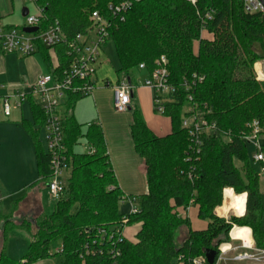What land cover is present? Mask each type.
<instances>
[{"label":"trees","instance_id":"obj_1","mask_svg":"<svg viewBox=\"0 0 264 264\" xmlns=\"http://www.w3.org/2000/svg\"><path fill=\"white\" fill-rule=\"evenodd\" d=\"M111 0H35L44 10V26L58 21L68 39L84 33L92 25V13L106 16ZM244 0H199L192 6L185 0H144L126 13L124 21L112 19L108 41L115 44L121 76H130L140 64L152 72L160 56L168 58L170 82L177 87L174 101L165 105L172 131L159 137L148 128L143 115L132 111L130 126L137 154L145 160L148 191L140 196V213L130 220L142 221L143 230L137 243L124 239L110 245L98 242L97 230L115 227L125 215L119 212L124 195L107 155L102 130L91 127L86 133L74 118L64 123L65 145L72 160V172L66 187L50 214L37 218L36 231L25 221L5 220L0 250V264H33L51 258L57 264H195L208 251L230 243L234 226L248 227L256 239V249L264 251V193L259 171L253 167L248 145L241 135L254 120L264 125V83L256 80L254 63L264 57V20L260 15L243 11ZM208 12L212 18L206 19ZM206 30L211 38H204ZM59 60L55 72L70 63L67 46L58 45ZM49 51L48 49H44ZM55 69V68H54ZM203 78L191 91L184 80ZM188 94L201 108L207 105L208 120L218 127L216 133L203 134L204 146L198 156L190 151L187 129L182 127ZM79 97H71L73 105ZM33 104V103H32ZM35 122L42 127L44 118L33 104ZM37 161L40 179L46 185L49 158L39 140L40 133L25 121ZM85 139L90 151L74 149ZM264 150V131L262 134ZM236 162L241 165L237 167ZM231 188L236 195L245 194L243 217L230 222L219 218L214 210L223 203V193ZM22 199L15 200L11 216L20 214ZM189 202L198 208V217L207 229L194 230L188 217L177 213ZM221 216H229L220 207ZM0 219L8 218L1 214ZM188 229L187 239L177 246L178 228ZM23 230L29 236L28 253L21 260L6 254L10 230ZM61 246L55 250L56 244ZM53 249L55 251H53ZM117 250L114 256L112 250ZM183 257V261L175 260Z\"/></svg>","mask_w":264,"mask_h":264},{"label":"built area","instance_id":"obj_2","mask_svg":"<svg viewBox=\"0 0 264 264\" xmlns=\"http://www.w3.org/2000/svg\"><path fill=\"white\" fill-rule=\"evenodd\" d=\"M144 0H111L107 8L106 16L98 11L92 13V25L84 33H79L72 39H68L62 31L58 21L44 26L47 22L44 10L37 6L38 13L31 15L30 11L24 17L26 23L22 27L6 26L0 20V54H14L20 57L34 55L40 48L55 49L58 45L67 46V56L70 63L66 69L59 72L53 71L51 74H45L29 86L28 91H18L10 95L0 96L3 112L6 117H10L12 108H20L25 100L32 98L34 103L40 108L44 118L43 147L49 158V179L47 181V190L52 197H58L64 192L66 181L70 178L72 172V160L68 155V147L65 145L64 123L66 117L63 106L68 104L71 97L82 98L92 96L95 88L96 64L99 61L102 49L107 45L112 19L122 22L126 18V13L131 10L136 3ZM192 6H196L199 0H185ZM243 11L248 15H260L264 20V0H244ZM213 13L208 12L206 19H211ZM24 28H37L36 32L27 33ZM206 30L202 31L205 33ZM257 65L259 67H257ZM58 67V65L56 66ZM55 67L54 70L57 68ZM140 69H145L144 64L139 65ZM255 78L264 83V57L255 65ZM203 78L195 76L191 81L184 80L183 85L186 91H191L196 83L202 82ZM144 86L152 91V100L157 114L164 115L165 105L174 101L177 94V87L170 82V71L168 70V58L160 56L155 61V66L150 73L149 78L143 83ZM113 87V107L117 113L125 114L130 112L133 104L134 86L128 77L122 78ZM16 99L12 105L11 99ZM188 105L184 108L186 114L182 127L187 129L188 138L191 141L190 151L192 155L198 156L204 146L203 134L216 133L218 127L214 121H209L208 116L211 112L205 104L201 108L198 103H194L191 95L188 94ZM97 125H99L97 123ZM96 125V126H97ZM248 131L241 135L242 140L253 149V161L261 166V174L264 176V150L262 134L264 125L254 120L248 124ZM93 126L89 124V127ZM93 152V150H89ZM233 190V189H232ZM234 191V190H233ZM235 193V192H234ZM124 203L130 204L129 214L125 215L122 223L115 227H101L97 231L98 242H109L115 245L126 239L124 229L128 225L131 216L140 213V205L135 198L123 197ZM236 227V226H235ZM252 233V232H251ZM241 242V241H240ZM242 245L236 249L246 250L245 253L237 255L234 258H227V254L232 250V244H222L219 247V258L217 264L235 261L238 264H250L251 259L258 260L255 255L247 253L249 250L256 254H264L263 250L254 247H244ZM228 247L229 250H225ZM112 254L117 255V250H112ZM183 261V257L179 258ZM205 258L195 259V264H206Z\"/></svg>","mask_w":264,"mask_h":264},{"label":"crops","instance_id":"obj_3","mask_svg":"<svg viewBox=\"0 0 264 264\" xmlns=\"http://www.w3.org/2000/svg\"><path fill=\"white\" fill-rule=\"evenodd\" d=\"M14 1L15 0H0V20L7 27L12 26L11 23L7 22V18L18 19L16 15L17 11H16V6L14 5ZM23 10H22V16L24 18L25 16L23 15ZM5 22L8 24H6ZM202 36H205V34L203 33ZM9 55L11 56L9 58L10 60L13 59L20 64L22 63V65L23 63H25L24 64L25 70L21 72V75L18 78V80H16L15 77L11 76V73L7 75L8 69L6 66L9 59L5 58L7 55L0 54V96H6V95H10V93H15L24 90L29 92L30 91L29 86L31 84L35 83L40 76L45 74H51L54 71V68L59 64V60L57 56V48L51 49L49 51L40 48L34 55L28 57H20L14 54H9ZM37 55H39L40 57L39 61L36 60ZM100 63L101 62L99 60L96 64V76H95L96 90L92 95V102H94V107H95V114H94L95 117L93 121L98 123L99 125L97 126L93 125L91 127H99V129L102 130L103 132L105 145H107V155L109 156L112 169L117 178L118 186L121 188L124 197L135 198L137 200L140 196H142V194H145L148 191V186H147V179L145 172V160L144 158L140 157L137 154L135 143H133V139H132V134L130 129V126L133 123L132 111L133 110L139 111V113L143 115V118L148 128L151 129L152 132L159 137H164L169 135V133H171L172 131L171 121L169 117L167 118L165 115L157 114L155 112L154 102L152 100V96H153L152 91L143 85L145 81L141 79L140 72L142 71L147 72V79H148L150 76L149 71H147L146 69H140L138 67V69L134 71V73L130 76H126V75L121 76L117 74L118 76L117 81L116 83H113L112 81H108V79H99L97 73V67L98 65H100ZM124 77H128L131 83L134 86H136V89L134 90V94H133L132 111L125 112V114H120L115 112L113 107L112 86L116 85ZM82 98L77 99L74 103H76L78 100ZM15 101L16 100L14 98L11 99L12 105L15 103ZM32 103L35 104L34 100L30 98L28 100V104L30 105V111H31L29 116L24 117V115L21 113L20 116L16 115L12 117V112H11L10 117H6L4 115L3 107L1 105V100H0V109L2 111V115L6 120H10L9 123L6 122L3 123V121L0 120V123L2 122L3 124H7L10 129H13L15 131L16 138L18 139V142H20L19 143L20 148L23 150L21 156L24 157V160L27 159L30 160L31 158L33 163L35 164V176L37 177V179L33 182H30L27 186L23 187L25 190L24 193H26L25 196H21L16 199V200L22 199L21 203L19 204L20 205L19 211L23 209V206H25L24 203L29 199L31 200V202H29L28 204L33 202V204L35 205L34 213L42 214L45 211L44 204L42 202L43 191L45 190L49 193V190H47V184L42 186L41 185L38 186L35 184L40 179V176L38 175L37 161L35 156V147H33L32 139L29 133H27V131L25 130L23 125L24 122L27 121L31 123L34 129L39 131L40 133L39 140L41 141V145L43 147L42 139L44 132L42 130V127H40L35 122ZM65 117L66 119L68 118L67 116ZM70 117L74 118V120L77 122L76 117H74V115L73 116L71 115ZM93 121H89L87 123L91 124ZM77 124L82 126L78 122ZM88 129L85 131L87 132ZM81 131L84 133L82 129ZM4 140L6 141L5 145H9L11 143L10 138H4ZM83 140L85 141V139ZM5 141H0V145H3ZM77 146L74 149L75 151ZM84 146H85V151H89L91 149L89 145L85 144V142H84ZM28 178L30 181H32L31 173H29ZM225 191H224V197L226 194ZM228 198L229 200L227 201L225 197L223 207L226 206L228 212L230 213L234 211L235 213L239 214V210L232 206L234 202H231L230 200L232 199L231 195H228ZM244 200H245L244 202H246V197ZM0 208L2 209L1 206ZM25 208H27V206ZM244 208L245 206L243 207V210ZM179 210L184 211L183 213H185L187 217L190 219L191 227H193L194 230L201 231L207 229V222L204 220H200L198 217L199 213L197 207L188 206L186 210L184 209H179ZM127 229L128 228L125 227L124 235L126 239H130L132 232L131 230H127ZM22 258L24 257H21L19 260H21ZM37 264H53V263L48 260H45Z\"/></svg>","mask_w":264,"mask_h":264},{"label":"rangeland","instance_id":"obj_4","mask_svg":"<svg viewBox=\"0 0 264 264\" xmlns=\"http://www.w3.org/2000/svg\"><path fill=\"white\" fill-rule=\"evenodd\" d=\"M14 5L16 6V11H17V18H7V22L11 23L13 27H22L26 23V19L23 18L22 16V10L24 8L29 9L31 15H36L38 13L37 6L30 2V0H15ZM21 20H20V19ZM6 23V22H5ZM8 24V23H6ZM205 36L203 37H209L211 38L210 34L204 33ZM11 56L7 55L5 58H10ZM36 60L39 61L40 57L39 55L36 56ZM100 60V65L97 67V73L99 79H108V81H112L113 83H116L117 81V71L120 69V61L119 58L117 57V52H116V47L115 44H113L112 41H108L107 45L103 48L101 51V55L99 57ZM261 60V59H260ZM258 60V61H260ZM7 61V60H6ZM24 61V60H23ZM22 61V62H23ZM256 61L254 65L258 62ZM24 64L18 63L13 59H9L7 62V69L8 73H11V76L15 77L16 80L21 75V72L25 70ZM254 67V66H253ZM6 75V76H7ZM141 79L146 81L147 79V72H140ZM12 83V82H11ZM100 85V82H99ZM98 85V86H99ZM107 97V95H106ZM16 100V99H15ZM16 102V101H15ZM71 103L65 104L62 108L65 112L64 116H73L76 117V120L79 124H81V129L86 132L89 128V121H93L94 119V114H95V107H94V102H92V96H85L82 99L78 100L76 103L73 105H70ZM116 112V111H115ZM23 114L24 117L29 116L31 111H30V105L28 104V100H25L23 103L22 108H12V117ZM0 120L3 121V123H9L10 120H6L3 115L2 111L0 109ZM12 120V119H11ZM2 122L0 123V141H5L4 138H10L11 143L9 145H5L6 141L3 145H0V218L1 214L7 216L8 218L5 219H0V250L3 245V234H2V229L4 225V221L10 220L11 223H20L25 221L27 228H29L32 232L36 231V223H37V218L41 216L39 213H34V204L31 202V200H27L23 206V209L20 211L21 213L16 215L14 213L13 217H10L11 214V208L14 203V201L21 197L25 196L26 193L24 188L27 186L30 182H33L37 179L35 176V164L33 163L32 159L30 160H24V157L22 155V149L20 148V145L18 142V139L16 138V133L13 129H10L7 124H3ZM92 125L96 126V122H92ZM84 140H82L77 148L76 151L79 153H83L85 151V146H84ZM248 153L250 154L251 158L253 159V156L255 153H253L252 147H248ZM237 167H241L240 164L236 162ZM31 167V170H30ZM253 167L259 171V176H260V182L262 185V191L264 193V176L261 174V166L258 163H253ZM31 173L32 176V181L29 180L28 175ZM24 179V180H23ZM68 180V179H67ZM19 190V191H18ZM225 197L227 201L229 200L228 195H231L232 199L231 202L235 203V199L237 197H243L245 199V194L243 195H236L232 189H228L225 191ZM231 193V194H229ZM224 193H223V203L221 206L217 207L214 212L215 214L219 217L224 219L226 222H231L233 218L237 217H243V215H239L235 213L234 211L229 213V216L223 217L220 215L218 212V209L220 207H223L224 201H225ZM58 198V197H57ZM56 197H52L47 191H43L42 195V202L44 204L45 211L44 213L50 214L54 210L55 202L57 201ZM138 202V205H140L141 201L140 198L136 200ZM245 201V200H244ZM27 206V208H25ZM189 206H194L193 202H189ZM245 206V202L243 203V207ZM187 208V207H186ZM27 209V210H25ZM131 207L130 204L124 203L123 201L120 202L119 205V212L122 215H127L129 214ZM186 210V209H184ZM239 210V209H238ZM180 211V212H179ZM244 211V210H243ZM183 210H178V214L180 217L183 219L187 217L185 213H183ZM245 212V211H244ZM243 212V214H244ZM128 229L131 230L132 235L130 239H127L129 242L132 241L133 243H137L139 239V234L143 230V222L142 221H134L132 222L131 220L129 221L128 225L126 226ZM237 227V226H236ZM235 228V226H234ZM233 230V229H232ZM231 230V232H232ZM188 229L186 227H181L177 229L176 235H175V242L177 246H181L184 242V240L187 239L188 235ZM231 232H230V243L232 244V250L230 253L227 254V258L231 259L234 257H237V255H240L245 253L246 250L243 249H236L237 247H240L242 243L240 240H234L231 237ZM8 236V241L6 244V254L8 257H10L12 260L16 261L19 260L21 257H24L28 253V243L30 241L28 233H26L23 230H10L7 232ZM251 237L253 239V244L254 247L256 248V239L254 238V235L251 233ZM226 243V244H230ZM57 247H54V249L59 250L61 246L56 244ZM53 249V251H55ZM247 253L255 255L258 260H253L251 259L249 261L250 264H264V254H256L255 251L249 250ZM202 257L198 259H202ZM45 260H48L52 262L53 264H57L56 261H54L51 258H47ZM44 260V261H45ZM179 259L177 258L175 262H178ZM41 262V261H40ZM39 262L33 263L37 264ZM222 264H238L237 262L231 260L226 263Z\"/></svg>","mask_w":264,"mask_h":264},{"label":"bare ground","instance_id":"obj_5","mask_svg":"<svg viewBox=\"0 0 264 264\" xmlns=\"http://www.w3.org/2000/svg\"><path fill=\"white\" fill-rule=\"evenodd\" d=\"M241 230H246V233L243 235V237L240 236V231ZM231 237L234 240H240L241 242H243L244 247H252L253 245V239L251 237V229L248 227H235L233 228L232 232H231ZM227 249H225L226 251L229 250L228 247H226Z\"/></svg>","mask_w":264,"mask_h":264},{"label":"water","instance_id":"obj_6","mask_svg":"<svg viewBox=\"0 0 264 264\" xmlns=\"http://www.w3.org/2000/svg\"><path fill=\"white\" fill-rule=\"evenodd\" d=\"M27 14H28V9L24 8L23 15L26 16ZM36 29L35 28H24V31L27 33H32V32H36ZM216 253H217V251H213V250L208 251L206 253L208 264H214L215 263L216 256H217Z\"/></svg>","mask_w":264,"mask_h":264},{"label":"clouds","instance_id":"obj_7","mask_svg":"<svg viewBox=\"0 0 264 264\" xmlns=\"http://www.w3.org/2000/svg\"><path fill=\"white\" fill-rule=\"evenodd\" d=\"M257 67H259V66L257 65ZM259 78H264V77H259ZM243 203H244V198L243 197H237L235 199V203L232 205L233 207L239 209V215H243ZM245 233H246V230H241L239 234L241 237H243V235Z\"/></svg>","mask_w":264,"mask_h":264}]
</instances>
